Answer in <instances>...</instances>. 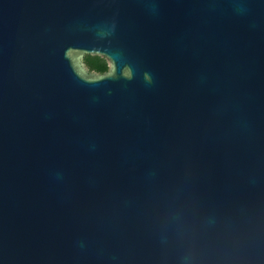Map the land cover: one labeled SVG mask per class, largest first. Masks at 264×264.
<instances>
[{
    "label": "water",
    "instance_id": "obj_1",
    "mask_svg": "<svg viewBox=\"0 0 264 264\" xmlns=\"http://www.w3.org/2000/svg\"><path fill=\"white\" fill-rule=\"evenodd\" d=\"M0 264H264V0H0Z\"/></svg>",
    "mask_w": 264,
    "mask_h": 264
},
{
    "label": "trees",
    "instance_id": "obj_2",
    "mask_svg": "<svg viewBox=\"0 0 264 264\" xmlns=\"http://www.w3.org/2000/svg\"><path fill=\"white\" fill-rule=\"evenodd\" d=\"M83 62L88 68L89 72L103 74L107 70L105 61L100 58H93L90 56H85Z\"/></svg>",
    "mask_w": 264,
    "mask_h": 264
}]
</instances>
